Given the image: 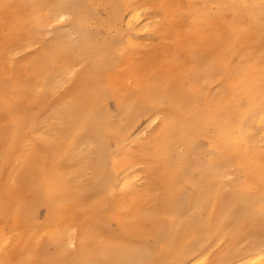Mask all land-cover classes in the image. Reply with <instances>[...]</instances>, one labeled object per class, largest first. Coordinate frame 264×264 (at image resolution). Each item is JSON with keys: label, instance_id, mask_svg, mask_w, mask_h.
Returning a JSON list of instances; mask_svg holds the SVG:
<instances>
[{"label": "bare ground", "instance_id": "bare-ground-1", "mask_svg": "<svg viewBox=\"0 0 264 264\" xmlns=\"http://www.w3.org/2000/svg\"><path fill=\"white\" fill-rule=\"evenodd\" d=\"M157 1L166 13L168 0ZM147 2L0 0L4 20L16 19L0 30V73L16 63L0 78V113L10 116L0 151V222L20 231L13 241L0 237V264H264V0H188L189 27L167 49L179 73L165 81L170 71L162 66L165 73L156 79L142 84L133 77L127 87L118 70L132 62L139 45L133 37L152 30ZM175 4L183 7L182 0ZM100 9L107 15L102 22ZM66 18L61 27L46 28ZM96 20L107 32L102 37L93 32ZM156 28L157 35L163 26ZM41 36L34 61L13 60ZM77 65L81 91L46 107L53 121L23 108L24 87L50 92ZM109 97L122 120L111 118ZM143 117L161 123L141 147L151 163L145 171L150 186L138 191L142 173L121 155L119 140ZM84 170L93 171L92 180L77 184ZM159 189L162 195L152 196ZM90 193L98 200L82 218L94 212L98 223L78 229L72 224ZM40 207L48 214L42 224ZM54 219L57 226L48 228ZM223 240L228 246L214 253Z\"/></svg>", "mask_w": 264, "mask_h": 264}, {"label": "rangeland", "instance_id": "rangeland-1", "mask_svg": "<svg viewBox=\"0 0 264 264\" xmlns=\"http://www.w3.org/2000/svg\"><path fill=\"white\" fill-rule=\"evenodd\" d=\"M190 1H192V0H190ZM187 3H188V0H182V6L183 7H180L177 4L173 5V0H168L169 9L165 13L162 11V9H160L159 2L157 0H148V2H147L148 7H144L143 11H144V13L149 14V16L151 18L152 30L147 32V34L146 33H140V34L133 37L135 41H138L139 45L136 46L131 51L132 62L130 65L126 64L122 68H119V70H118L119 77L121 76L124 79H127V81L124 83L125 86L131 87L132 85H134V82L132 79L133 77L140 78V82L142 84L147 83L151 79L152 80L156 79L155 77H158L159 73L161 71L165 73V71H163L161 68L162 66L166 67V72L170 71L169 74L167 73L168 74L167 76H166V74H164V76H166L165 81H167L169 79L170 74H172L174 71H178V70H174V68L172 67V64L170 62L171 59H169V55H167V52H168L167 49H170V48L177 46L178 42L179 41L181 42L183 40V34H184V32L187 31V29L189 27V24L191 21L189 15L191 13H193V11L192 10L188 11ZM15 10L16 9L14 7H12L9 10V14L12 16L13 12H11V11H15ZM182 10H185V12L183 14L181 12ZM98 12H99L98 13V19L100 22H102L101 19L106 18L107 15L101 9ZM172 14H174V16H172ZM187 16L189 17V19H187ZM5 17H6V14L3 12V9H1L0 10V21H1L0 22L1 23L0 24V30L2 29L4 31L5 30L8 31L10 28L15 26L16 19L15 18L12 19L13 22L10 24L9 20H4ZM66 21H68V18L61 20L59 23L53 22V23H51V25H49L46 28L49 29V31H53L56 27H58V26L61 27V25ZM97 22H98V20H96L95 23H93L94 25L91 24V25H93V32L96 35H98L99 37H102L107 32H105V28L102 27L101 24L98 25ZM158 25H161V27L163 26V28H162V30L160 29L161 31L156 35L155 32L157 29L156 27ZM125 28L126 27L123 26V29H125ZM62 30L64 32L68 31L67 28H63ZM1 33L2 32H0V35H1ZM114 33L115 32H113V34ZM46 36H47V40H48L47 41V45H48L49 40L52 37V33H49ZM37 37H35L33 39L31 46L28 49H26L25 51H23L24 53L22 55H21V53L16 54L17 56L15 55V57H13V60L18 61L19 59L24 57L27 60L34 61V59L36 57V53L41 48V45L43 42L42 36L39 39H37ZM76 38H77V35L73 34L72 39L76 40ZM122 43H124V42L122 41ZM253 43H255V42H253ZM256 43H257V41H256ZM35 46H38V47H35ZM29 49H30V51H28ZM255 52H256V49H255V47H253V50L251 53L253 54ZM180 54H181V58L186 60L187 55L184 52V50H182V51L180 50ZM188 61H189V59H187V62ZM14 63L15 62L11 61L10 64H5V66L3 67L2 73H0V78H2V77H3L2 79L6 78V74H4V73H6L8 71V67H14L16 65V63L15 64ZM184 63H186V61ZM13 64H14V66H13ZM23 65H25L24 62H23ZM171 69L173 71H171ZM80 70H81V67L79 65L73 67L72 73L69 74L68 77L65 79L66 80L65 83L58 85V88H54L50 92H47V93L44 92L42 88H38L36 90H29V93H28V89L26 87H24L22 90L23 95L21 97V102H20L22 104L23 108L26 111H28L32 115V117L37 118L40 115H42L43 112H45L44 110L49 105H51L53 103L59 104V102L61 103V101H64L67 99L70 100L71 97L77 95L81 91L80 85L78 84ZM177 73H179V71ZM18 76L21 79H23V82L25 84H31L32 83L31 77L29 74H22L21 73V75H18ZM92 90L94 91V89H92ZM39 98H42V103H38ZM40 105H42V106H40ZM107 105H108V109L111 113L110 114L111 118L114 120H117L118 116H119V120H122V119H120V113L118 111V107H117V103H116L115 99L112 97L107 98ZM3 113L2 112L0 113V114H2L0 116V133L2 134V136L0 135V151H3L4 148L6 147L5 145H6L7 139H8L7 128H8L9 123H10V116H9L8 112L6 111L4 114ZM45 114H46V116H45V118H43L45 121L46 120L47 121H53V118H51V114H47L46 112H45ZM46 118H48V119H46ZM122 123H124V121H122ZM160 123H161L160 117L156 120H153L152 122H149V123L147 122V118L143 117L140 120H138V122L135 124L134 129L131 131V133L129 134V137L127 139L124 138L122 141L119 140V146L123 147V150L119 151L121 153V155L125 156V154H126V156H125L126 162H134L135 163L134 167L132 169L134 172H137L139 174H140V172L142 173L141 174L142 178H141L140 184L137 185L138 191H145V189H147V187L150 186L149 178L147 177L145 171L147 168L150 167L151 163L149 161H146L141 156V147L143 146V144L147 140H149L151 137H153V135L155 134L156 131H158ZM37 126L38 125H36V127ZM1 127H3L4 129H2ZM91 138H89L88 140L90 141ZM1 139H2V142H1ZM28 139H30L31 142L35 146L36 143L34 141H32L33 138L29 137ZM41 146L42 145L40 144L39 147L42 150H44L43 147H41ZM90 146H92V144ZM207 146L208 145L206 143V147ZM110 147H111V150L113 153L117 150L118 143H117V141H115V139H112L110 141ZM92 172H93L92 170H84V175L79 179L75 177L74 181L77 182V184H81L84 182L87 183V182L92 180ZM228 177H227V181H232V180H234L235 175L233 174V175L228 176ZM11 186H12V184L7 185L8 188H10ZM155 188H159V187L157 186ZM225 190H226V192L230 191V187H226ZM154 195L157 197L161 196L162 195L161 190L159 189L158 191H153L152 196H154ZM152 196L151 197L147 196L146 199H148L149 197L152 198ZM97 200H98V195H96L95 193H90L84 197V199L82 200V203L84 205L81 206V208L78 210V214H79V216L77 217L78 221L73 223L72 226L76 225V228L81 229L86 224H92L93 220H94V224L98 223L97 222V215L94 212H92L91 215L87 216L88 218H84V217L82 218V215H85V213L88 211L87 209L90 210L91 206L94 209L95 204L97 203ZM120 211H121V213H119L118 216H122L124 213L127 212L126 209L120 210ZM47 215L48 214H47L46 207H40L37 211L38 223L42 224V223L46 222ZM105 221H106V218L103 217L102 221L99 222V224H102ZM65 224H69V223H65ZM56 226H57V224L55 222V219L50 220L48 225H47L48 228H52V227H56ZM243 226H244V224H243ZM110 227L112 229H116L118 227L116 220L110 222ZM0 229H1V232H0L1 236L0 237L2 239H5V237L8 236L13 241V240L19 239V237H20V231L17 229L15 224H11V221H10V223L9 222L4 223L3 221H1L0 222ZM228 244H229V242L226 240L221 241V243L220 242L217 243L213 248L214 253L218 254L219 251H222L223 249H225L228 246ZM10 252H11V256L9 255V257H10L9 260H11L12 262L16 261V258L12 254L13 252L12 251H10Z\"/></svg>", "mask_w": 264, "mask_h": 264}]
</instances>
